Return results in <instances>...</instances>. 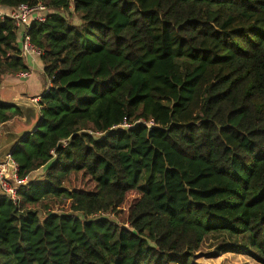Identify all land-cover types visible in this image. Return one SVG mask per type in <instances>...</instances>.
Wrapping results in <instances>:
<instances>
[{
  "label": "trees",
  "instance_id": "1",
  "mask_svg": "<svg viewBox=\"0 0 264 264\" xmlns=\"http://www.w3.org/2000/svg\"><path fill=\"white\" fill-rule=\"evenodd\" d=\"M40 3L27 34L53 87L11 156L29 182L0 194V264H191L220 234L264 264V0L0 8ZM21 39L0 20V88L28 71ZM17 116L0 100V124ZM125 118L144 122L111 132Z\"/></svg>",
  "mask_w": 264,
  "mask_h": 264
},
{
  "label": "built area",
  "instance_id": "2",
  "mask_svg": "<svg viewBox=\"0 0 264 264\" xmlns=\"http://www.w3.org/2000/svg\"><path fill=\"white\" fill-rule=\"evenodd\" d=\"M49 13L48 8L43 4H38L37 6H29L27 4H21L16 9L10 10V11H3L0 8V20H4L6 18L12 19L15 23L17 28L19 29V35L20 31L23 32L21 36V52L20 55L23 57L27 62L29 60H36L40 59L43 55V52L40 48H38L36 45L33 44L31 38L27 34L28 30L31 28V25L33 22H39V23H45L46 22V14ZM32 75V72H22L18 75H16L21 80H28ZM53 80L54 78L48 79L45 92L50 90L53 87ZM40 99H35V102L39 104ZM144 121H139L135 124H130L128 120L125 118L124 122L118 126H115L111 129V132L115 131H124L134 128L136 125L142 123ZM146 124V123H144ZM150 126L151 124H146ZM93 134V133H92ZM97 137H102V134L97 133ZM64 145H67V142H63ZM10 164L14 166V180L16 185H23L29 182V177H26L25 179L21 180L17 176V167L15 163L10 160ZM8 166H0V185L3 193L5 195L10 196L14 200L16 199L17 190L18 187L11 182H9L7 179L9 177L8 174Z\"/></svg>",
  "mask_w": 264,
  "mask_h": 264
},
{
  "label": "water",
  "instance_id": "3",
  "mask_svg": "<svg viewBox=\"0 0 264 264\" xmlns=\"http://www.w3.org/2000/svg\"><path fill=\"white\" fill-rule=\"evenodd\" d=\"M21 80V79H20ZM0 88V100L3 104L16 107L21 116L13 118L11 121L0 124V166H8V181L15 184L14 166L10 164L11 156L15 148L27 137L33 135L43 120L42 107L35 100L24 102L6 103L2 100ZM19 187L20 185H16ZM0 194H4L0 185Z\"/></svg>",
  "mask_w": 264,
  "mask_h": 264
},
{
  "label": "rangeland",
  "instance_id": "4",
  "mask_svg": "<svg viewBox=\"0 0 264 264\" xmlns=\"http://www.w3.org/2000/svg\"><path fill=\"white\" fill-rule=\"evenodd\" d=\"M21 43V40H20ZM34 70L33 73L36 72V74H41L43 78L42 72H39L36 70V68L32 69ZM24 81V80H23ZM26 82V81H24ZM45 88V83H44ZM41 89H39L40 92ZM53 164L51 162L46 168L41 170L37 173V175L33 176V179L40 180L45 175L47 169ZM251 240L249 235H244L241 237H233L220 234V235H214L211 237H208L199 253H197L194 257V259L191 261V264H259L257 262V258L255 256L251 255V257L248 256H242V255H236V254H222V249L226 245H234V246H241L249 249ZM251 250V249H250ZM251 252V251H250Z\"/></svg>",
  "mask_w": 264,
  "mask_h": 264
},
{
  "label": "crops",
  "instance_id": "5",
  "mask_svg": "<svg viewBox=\"0 0 264 264\" xmlns=\"http://www.w3.org/2000/svg\"><path fill=\"white\" fill-rule=\"evenodd\" d=\"M20 37L22 36L23 32L20 31ZM21 49V45H20ZM26 64L28 66V71L32 72L31 77L24 82L23 80H20L16 75L15 76H7L3 81V87L1 89V97L2 100L6 103L11 102H24L26 100H35L40 99L41 95L45 92L44 88V76L39 73L36 74L33 73L34 70H38L39 72L44 73V66L40 59H36L34 61L29 60L26 61ZM39 89L40 92H39ZM40 106V105H39ZM41 173V170H40ZM37 175L34 174L33 176Z\"/></svg>",
  "mask_w": 264,
  "mask_h": 264
}]
</instances>
